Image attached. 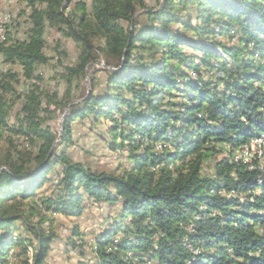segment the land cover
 Returning <instances> with one entry per match:
<instances>
[{"label":"trees","instance_id":"trees-1","mask_svg":"<svg viewBox=\"0 0 264 264\" xmlns=\"http://www.w3.org/2000/svg\"><path fill=\"white\" fill-rule=\"evenodd\" d=\"M153 1L89 0L87 9L82 1L23 0L30 27L23 40L6 33L2 62L34 80V67L48 61L46 27L79 50L65 68L69 86L104 54L112 68L106 92L68 101L57 138L69 143L77 120H108L134 166L96 173L57 153V138L39 117L47 94L35 83L15 128L5 129L0 97V138L11 131L33 147L0 160V264H44L56 238L43 228L44 215L79 217L84 198L117 208L93 239L95 264H264V161L260 169L253 158L250 170L235 163L242 147L264 137V0ZM9 78L0 74L1 91L12 90ZM51 175L52 195L37 198Z\"/></svg>","mask_w":264,"mask_h":264},{"label":"rangeland","instance_id":"rangeland-1","mask_svg":"<svg viewBox=\"0 0 264 264\" xmlns=\"http://www.w3.org/2000/svg\"><path fill=\"white\" fill-rule=\"evenodd\" d=\"M2 1V0H1ZM87 9H89V2ZM0 6V17L11 20L10 39L13 41L23 40L25 30L30 26L25 24L28 19L29 10L23 0H3ZM149 7H154L153 0H146ZM42 8V5H40ZM3 18V19H5ZM174 28H179L172 25ZM45 46L43 53L48 59L47 63L34 67V80L27 81L22 75L21 68L16 64H6L0 62V74L9 72L13 78L5 81L12 90L1 91L0 97L5 100L8 107L6 113V128H15L19 125L22 117L21 107L24 102L23 96L31 89V84L40 88V91L47 94V100L42 98L39 117L45 120L44 127H49L51 132L59 136L62 120L66 114L67 107L76 104L90 92L101 95L106 92V71L112 70L106 65L104 54L98 55V60L85 69L83 77L74 78L71 85L66 83V67H72L79 55L76 44L65 38L56 29L46 27L44 32ZM216 40L232 45L236 39L227 41L225 37H216ZM200 56V55H198ZM90 67V68H89ZM192 77L193 75L188 72ZM207 78V76H204ZM70 102L67 105V102ZM46 108V110H45ZM92 117L77 120L71 125V141L69 143H59V138L55 142L57 153L63 152L73 162H78L96 173L122 174L133 168V159L129 157L131 148L127 143L118 147L120 139L114 140L108 133L111 123L108 120L100 119L98 123H92ZM4 129V130H5ZM261 138H264L260 136ZM116 144L114 148L110 145ZM145 145L134 150L135 154H142ZM36 147V145H35ZM34 147V150H35ZM33 147L29 142L11 131H3L0 138V160L6 155L20 152L28 154ZM160 146H155V151H159ZM133 153V152H132ZM222 158L220 153L217 158ZM213 163L204 165V174H211L209 171ZM58 168V167H57ZM56 168V169H57ZM50 177V176H49ZM54 181L51 175L50 181L43 184L38 190L37 198H47L54 191ZM41 202L37 201V203ZM85 209L81 216L67 218L62 215H44L48 221L43 224V228L52 231L56 238L51 244L50 250L44 264H95L96 257L91 253L93 239L107 224L106 220L110 216H115L117 208H111L105 203H94L92 200L84 198ZM26 204V203H24ZM35 204V203H34ZM37 219H34V223ZM23 236L27 233L20 230ZM31 260L32 251L28 250ZM137 264H157L156 261L148 259H136ZM8 259V264H12Z\"/></svg>","mask_w":264,"mask_h":264},{"label":"bare ground","instance_id":"bare-ground-1","mask_svg":"<svg viewBox=\"0 0 264 264\" xmlns=\"http://www.w3.org/2000/svg\"><path fill=\"white\" fill-rule=\"evenodd\" d=\"M10 24H11V20H7L6 18L2 20V23L0 25V44L4 43L6 33L11 31ZM0 62H2L1 58H0ZM251 141L259 142L261 143V145H264V140L262 138H255V139H252ZM239 153L240 151L237 154ZM251 155H252V159L257 158L258 160L261 159L262 162L264 161V149L262 150V153H261V151L258 148V145H251ZM220 194L221 196H224V197L227 196L225 192H220ZM231 195L233 194L231 193Z\"/></svg>","mask_w":264,"mask_h":264},{"label":"built area","instance_id":"built-area-1","mask_svg":"<svg viewBox=\"0 0 264 264\" xmlns=\"http://www.w3.org/2000/svg\"><path fill=\"white\" fill-rule=\"evenodd\" d=\"M4 17H0V25L2 23V20ZM251 145H258L259 150L262 153V150L264 149V145H261V143L259 142H255V141H249L248 145H246L245 147H242L240 149V153L236 154V162H241L242 164H244L248 170H250L253 166H252V155H251ZM259 165H260V169L263 165V162L261 159H259Z\"/></svg>","mask_w":264,"mask_h":264},{"label":"crops","instance_id":"crops-1","mask_svg":"<svg viewBox=\"0 0 264 264\" xmlns=\"http://www.w3.org/2000/svg\"><path fill=\"white\" fill-rule=\"evenodd\" d=\"M78 1L85 2L86 5H87V2H86L85 0H73V2H78ZM87 1L89 2V0H87ZM3 3H4L3 0H2V1L0 0V6H1Z\"/></svg>","mask_w":264,"mask_h":264}]
</instances>
